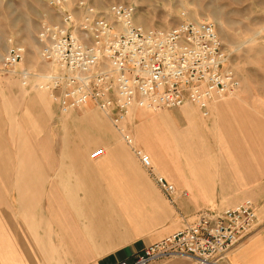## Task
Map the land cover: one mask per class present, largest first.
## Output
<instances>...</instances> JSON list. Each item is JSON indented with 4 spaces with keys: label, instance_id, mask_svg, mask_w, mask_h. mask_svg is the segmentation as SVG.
<instances>
[{
    "label": "crops",
    "instance_id": "0c3cea01",
    "mask_svg": "<svg viewBox=\"0 0 264 264\" xmlns=\"http://www.w3.org/2000/svg\"><path fill=\"white\" fill-rule=\"evenodd\" d=\"M86 1L99 8L110 3ZM44 2L49 10L44 7L33 11L31 20L36 23L27 29L30 37L35 34L36 47L40 23L58 19L48 0ZM177 14L179 20V10ZM5 18L9 22L5 31L6 48L8 38H13L26 49L29 42L22 40V29L15 27V16L5 17L0 12V20ZM134 19L145 26L155 25L149 17L140 18L137 8ZM26 54L27 58L31 56L26 50L25 59ZM24 62V59L19 62L17 69L28 68L30 64L22 66ZM237 73L240 79L237 92L212 101L207 115L188 101L178 107L135 109L132 116L135 145L149 154L154 172L162 173L173 184L172 195L164 193L168 200L158 189L154 191V194L158 191V197L154 196L149 182L150 188L134 174V178H128V150L145 167L119 133L122 141L105 139L108 135L114 136L111 123H108L110 130L105 131L107 136L103 137L104 153L96 159L79 155V145L78 156L63 157V140L59 157H53L55 142L46 131V107H54L60 117L72 111L60 114L57 105L47 99L48 95H30L23 89L6 92L0 86V264L131 261L145 245L192 221L201 207L223 209L245 198L255 203L256 220L250 231L228 251L224 264H264V78L248 80ZM96 112L105 117L102 112ZM83 113L84 110L78 117ZM34 122L40 129L36 136L31 135ZM80 122L86 124V130L94 137L102 136L88 121ZM47 138L51 140L50 147L46 145L49 152L43 156L39 147ZM31 141L36 142L33 145ZM99 158L111 164L108 171H102L96 164ZM32 164L36 166L33 173L30 172ZM50 165H56L53 174L47 173L45 166ZM80 165L87 166V173L80 172ZM112 168L117 172L113 174ZM77 180L86 190L77 193L72 188ZM132 180L134 184L128 188ZM52 182L55 186L51 191ZM113 182L118 187V195L109 189ZM61 185L70 190L61 191ZM72 190L77 194L70 193ZM113 190L117 192V188ZM40 196L46 198V203L36 205L34 197ZM49 198L56 201L51 204ZM128 200L135 205V216L131 219L125 214ZM149 264L195 263L186 256H174Z\"/></svg>",
    "mask_w": 264,
    "mask_h": 264
},
{
    "label": "built area",
    "instance_id": "2783aa9c",
    "mask_svg": "<svg viewBox=\"0 0 264 264\" xmlns=\"http://www.w3.org/2000/svg\"><path fill=\"white\" fill-rule=\"evenodd\" d=\"M48 3L58 19L43 20L37 40L49 69H17L26 49L8 38L0 73L17 72L23 86L45 91L60 114L89 104L98 108L171 196L173 184L154 172L149 154L135 145L129 121L137 108L178 107L187 101L207 115L212 101L237 92L240 79L214 21L193 18L183 9L173 24L145 26L135 21L136 6L130 2L104 8L86 0ZM103 153V146L95 147L89 157ZM255 220L256 205L249 198L223 209L201 208L192 221L145 245L131 261L116 264H149L174 256L195 264H224Z\"/></svg>",
    "mask_w": 264,
    "mask_h": 264
},
{
    "label": "rangeland",
    "instance_id": "374dc122",
    "mask_svg": "<svg viewBox=\"0 0 264 264\" xmlns=\"http://www.w3.org/2000/svg\"><path fill=\"white\" fill-rule=\"evenodd\" d=\"M106 1V0H103ZM111 2L123 1V2H131L137 8V14L140 18L149 17L153 19V23L155 25L168 26L172 24L174 21L178 20L177 11L185 9L187 13H189L193 18H209L213 20L216 24V28L219 32L220 37L222 38L225 45L228 47L230 52L229 62L232 66L236 67L237 71L240 74V77L247 78L248 80L251 78L258 77L260 79L264 78V0H108ZM142 1V2H140ZM46 7L44 0H5L3 3H0V12L5 14V17L13 14L15 16V27L19 26L21 31L22 40L25 39L29 43H26L28 50L31 53V56L26 54V58H24V63L22 66H25L27 63L30 64L28 68L32 71H45L49 69V65L46 62L42 61L39 55V46H35L34 42L35 34L30 37V33L27 31L34 23L31 20V16L33 11L37 9H44ZM47 10H49L46 7ZM52 17H56L52 14ZM8 20L2 19L0 20V30L5 27L0 32V59L5 53V31L7 28ZM20 38V39H21ZM29 60V61H28ZM36 80V78H33ZM20 79L17 73L14 72H1L0 73V86L6 92H20V89L24 92L29 93L30 95H34L36 93H41L42 95H47L45 91L38 89L37 87L31 86H23L20 84ZM17 82V83H15ZM15 83V84H14ZM14 84V85H12ZM263 87L262 85L259 87ZM41 98V97H40ZM47 99L49 97L47 96ZM42 101L45 99L42 98ZM18 104V102H17ZM46 106V105H45ZM46 131L51 134V138L55 142V149L52 150L53 157H59L61 153V141L64 142V150L63 157L69 156H78L80 153L78 145L81 146V154L86 156L88 159L89 152L95 148L105 145V140H103L107 134L106 130H110V122L106 117H100L96 110L101 113V111L93 105H87L83 107L76 108L72 110L69 115L66 116H58L56 114V109L46 107ZM84 110V113L78 117V115ZM102 114V113H101ZM135 116V115H134ZM86 120L89 123V126L95 128L96 130L102 132V136H98V138L91 135L90 132L86 130L87 126L85 123L80 121ZM108 121V122H107ZM133 117L130 118L129 126L130 130L133 133V125H134ZM103 123L104 125H101ZM110 126H109V124ZM36 124V125H35ZM99 124V125H98ZM35 127L31 130V135H38L40 129L38 130L37 123L34 122L32 126ZM96 125V126H95ZM113 129L112 132L114 136L105 137L108 139H115L122 141L118 132L111 126ZM104 133V134H103ZM104 135V136H103ZM34 136V138H35ZM110 137V138H109ZM114 137V138H113ZM94 138V139H92ZM166 138V137H164ZM98 139V140H96ZM167 139V138H166ZM33 140V138H32ZM96 140V141H95ZM50 139L47 138V142L44 141L40 144L39 151L43 154H47L46 145L50 147ZM77 141H79L77 143ZM92 141V142H90ZM109 141V140H108ZM36 141H31L34 145ZM89 143V144H88ZM74 144H76L74 146ZM88 144V145H87ZM54 145V144H53ZM171 149V148H170ZM172 150V149H171ZM31 158H35V154H33V149H31ZM104 158V157H103ZM99 158L96 161V164L100 165L102 171H108L111 164H108L106 159ZM127 161V171L128 178H134L136 175L138 181L143 183L144 186H148V182L151 187V192L154 194V191L157 189L160 191L162 196H164L167 200V196L164 194L163 190L156 183L153 175L149 174L148 171L143 168L139 163L136 162L133 154L128 150L126 155ZM36 166L32 164L30 166V172H34V168ZM47 168V173L53 174L55 172L56 165L45 166ZM80 172L83 174L87 173V166L80 165ZM49 169V170H48ZM50 171V172H49ZM117 172V169L112 168V173ZM159 175L162 173L157 172ZM199 175V174H198ZM50 179V176L49 178ZM80 179V177H79ZM47 181V180H46ZM80 180H77L76 183L73 184V189L78 193V190H86L85 187L81 183ZM135 180H132L128 188H130L134 184ZM64 179L61 180L62 185ZM49 184V180L47 181ZM61 185V186H62ZM53 186H55V182H52L51 191ZM60 187L61 191L70 190L69 188ZM150 186H148L150 188ZM65 187H68L67 184ZM71 188V189H72ZM117 188V192L113 189ZM111 193L117 194L119 193L118 187L116 183H112L109 186ZM54 190V189H53ZM73 190L70 193L77 194ZM122 192V191H121ZM123 193V192H122ZM64 194V193H63ZM74 196V195H73ZM154 196L158 197V191L155 192ZM77 198V197H75ZM117 200L120 201L119 196H116ZM36 200V205L45 204L46 198L43 196L34 197ZM54 199V200H53ZM49 198V201L53 204V201H56V198ZM74 203H77L76 200H71ZM71 202V203H72ZM129 202V200H128ZM127 202V208L125 214L129 219L131 216H135V205L131 202ZM56 203V202H54ZM63 205V203H60ZM86 205V203L84 204ZM215 208L214 206H204L201 208ZM124 208V206L122 207ZM200 208V209H201ZM160 213V212H159Z\"/></svg>",
    "mask_w": 264,
    "mask_h": 264
},
{
    "label": "bare ground",
    "instance_id": "6f19581e",
    "mask_svg": "<svg viewBox=\"0 0 264 264\" xmlns=\"http://www.w3.org/2000/svg\"><path fill=\"white\" fill-rule=\"evenodd\" d=\"M41 90V89H40ZM43 91V90H42ZM133 115H134V113H133Z\"/></svg>",
    "mask_w": 264,
    "mask_h": 264
}]
</instances>
